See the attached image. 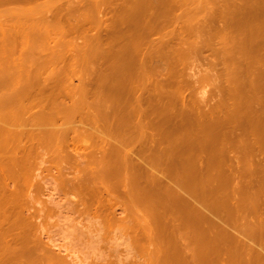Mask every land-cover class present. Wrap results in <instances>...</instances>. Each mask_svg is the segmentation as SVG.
I'll use <instances>...</instances> for the list:
<instances>
[{
	"label": "bare ground",
	"instance_id": "bare-ground-1",
	"mask_svg": "<svg viewBox=\"0 0 264 264\" xmlns=\"http://www.w3.org/2000/svg\"><path fill=\"white\" fill-rule=\"evenodd\" d=\"M54 1L38 3L37 0H0V85L8 89L6 97L0 93V264H76L74 259L70 263L65 257L72 254L75 245H82V252L98 249L92 259L84 261V264H137V255L132 254L135 248H140L142 252V260L138 264H172V250L175 257L180 256V264H216L219 261L223 264L226 261L229 264H252L255 258L252 246L226 228L240 224L237 221L239 212L248 210L246 200L252 197L251 193L244 194L232 206L231 193H227L223 200L213 201L210 200L211 193L205 191L202 184L200 188L197 182L205 178L207 172L204 168L214 165L218 167L221 163L225 166L224 163H228V171L223 170V175L217 174L218 182L243 183L246 174L254 176L255 149L261 152L264 150V137H252L258 133L256 130L264 134V0L243 1V12L237 8L238 4L234 5L236 1L229 2V12H242L247 25L248 36L243 37V42L244 45L247 43L245 47L248 46V50H245L249 56L246 53L245 58L243 52V59L241 54H233L235 46L240 42L228 38L223 27L219 31H211L215 17L223 18L229 14L227 10L220 9L224 5H219V9L213 10L210 15L205 14V24L177 25L168 33H163L169 24L170 18L164 15L170 0H68L65 1L67 4L61 3V0ZM221 1L224 2L200 0L197 11L203 12L209 5ZM118 2L126 7V11H114L111 21L99 17L102 8L114 10ZM12 3L22 6L10 7ZM133 3L137 4L136 19L132 14ZM88 4L92 6L88 14L78 17L72 15ZM109 11H106L107 14ZM48 14L53 16V23L48 20ZM95 15L98 16L97 23L83 29L80 23L86 17ZM71 19L78 24L72 21L73 25L69 23L67 28L73 30L75 35L88 36L89 39L83 47L74 44L73 39L70 52L75 55L67 59L68 52L63 45L64 36L69 30L60 25L71 22ZM256 26L261 27L257 29ZM61 27L65 30L62 31ZM242 29H245L244 24ZM52 34L55 35L54 48H51L54 43H50V46L48 42L51 40L47 41ZM156 34H159L158 38ZM82 48L87 49L89 55L80 56ZM208 48L217 60L225 64V73L222 70L221 75L211 74V67L209 69L203 65L202 73L199 68L200 76L195 79L190 75L185 77L181 63L189 59L193 61L191 57L198 51L205 55ZM36 53H48L49 57L40 61ZM240 59L247 63L243 74H239V67L235 66ZM96 60L109 63V69L106 67L92 74L77 72L79 63L93 64ZM52 66L54 68L51 72H47V76L44 73V76L43 70ZM76 78L80 83L77 87L73 85ZM208 79L219 82L215 84L219 96L215 104H212L214 96H210L213 100H195L196 96H186L187 91H194L198 84L206 83ZM96 85L101 86L98 95L92 89ZM204 92H201L202 95ZM60 97L63 98L60 100ZM241 97L243 100L240 101L245 102V107L253 108L254 112L242 115L243 121H239L243 130L249 131L246 135L252 134L243 146H239L242 150L240 159L232 161L225 155L218 158L215 150L217 158L212 155V158H205L199 165L202 168L193 167L196 174L191 177H186L183 170L175 169L180 167H177L178 158L186 152L190 156H197L201 152L210 151L211 154L213 149H217L219 140H225L227 135L215 136V128L229 123L230 115L221 116L231 100L236 99L237 102ZM66 99L71 102H64ZM8 104L13 105L7 109ZM145 104H148L147 107ZM232 106L233 111H237L238 105ZM177 107L179 113L169 111ZM161 110H168L170 114L157 116L158 121L150 119L152 114ZM101 111L105 115L101 116ZM121 113L123 115L120 119L118 116ZM79 116L83 119L77 125L75 120ZM43 125L49 127L43 128ZM203 126L208 129L207 132L215 135L188 140L168 138L171 135L185 136ZM167 141H171L170 149H161L160 145ZM129 146L131 148L127 149ZM81 147L86 151H81ZM230 149H234L232 143L228 148L223 145L219 151L224 154ZM171 153L179 155L177 162L170 158ZM194 160L196 165L197 161ZM50 165L55 169V175L49 172ZM159 167H163L165 173L161 171L163 174L157 175L161 173H155V170L154 174H150L152 168ZM44 171H48V175H44ZM170 182H176L178 186L173 188ZM48 187L53 189L52 197L64 194L69 196L68 199L65 202L53 200L47 204L39 203L41 206L37 208V197L44 194ZM193 188L199 206L191 205V199L181 194L182 190ZM236 189L241 191L242 187ZM125 198L128 201L125 202ZM161 207L164 211L159 213ZM204 209L217 214L225 225L215 224L218 222L208 218ZM122 212L126 213L123 217ZM168 216L171 223L166 222ZM53 217H63L67 221L70 230L64 236L66 244H61L54 237V226L48 227ZM210 228L215 230L208 231ZM254 232V229L244 230L245 235L258 236L264 242V231L257 234ZM111 234L114 236L113 246L101 250L104 238ZM127 234L130 236L127 237ZM153 241L159 243L158 248L151 249ZM121 244L125 248L124 258V254H120L123 252L119 249ZM202 247L218 249L219 252L189 257L187 253L183 254L184 251L190 252V249Z\"/></svg>",
	"mask_w": 264,
	"mask_h": 264
},
{
	"label": "rangeland",
	"instance_id": "rangeland-1",
	"mask_svg": "<svg viewBox=\"0 0 264 264\" xmlns=\"http://www.w3.org/2000/svg\"><path fill=\"white\" fill-rule=\"evenodd\" d=\"M51 1H53V0H51ZM56 1V0H55ZM54 1V2H55ZM65 1H68V0H61V3H63V4H67V2H65ZM171 1L172 0H170L169 2H168V4L166 5V8H167V13L164 15V16H166V17H169L170 19H169V24L167 25L168 27H165V29L163 30V33H168L169 31H171V30H173V27H175V26H177V25H189V23L190 24H198V25H201V24H205L206 23V20H205V17H204V15L206 14V15H210L212 12H214L213 10H216V9H219V5H224L223 7L224 8H220V9H222V11H226L227 13H229V14H227L225 17H223V18H221V17H218V19H217V17H215L216 19L211 23V28H212V30L211 31H213V32H216L217 30L219 31V30H221V29H223V31H225V33H227L226 35H227V37L228 38H230V39H233L234 41H238V42H240V46L238 45V47H237V45L235 46V48H234V51H235V49H236V51H235V53H234V51H233V54H241V58H242V56H244L245 55V58L247 57L246 56V53L248 52V51H246V50H248V46L247 47H245V45H247V43H245V45H244V42H243V39L244 38H246L248 35V31H247V25H246V23H245V20H243L244 19V14H242V12H243V8H241V7H243L244 6V3H243V1L245 2V0H233L234 2H235V4L234 5H237L238 4V7L237 8H239V9H241L242 10V12H240L241 14H239V12L238 11H232L233 13H235V14H233L232 12L230 13L229 11H230V9H228V7H230V4H229V2H233V1H231V0H224V2H220V3H218V2H215V4L214 5H209L208 7H207V10H205V11H200L199 9V11H197V8H198V6H199V3H200V0H173V3H171ZM192 1V2H191ZM242 1V2H241ZM37 2L38 3H46V2H50V0H37ZM175 2V3H174ZM186 2V3H185ZM197 2H198V4H197ZM226 2V3H225ZM239 2H240V4H239ZM189 3V4H188ZM194 3V4H193ZM217 3V4H216ZM224 3V4H223ZM228 3V4H227ZM120 4V5H119ZM172 4V5H171ZM137 5V4H136ZM136 5L133 3L132 4V8L134 9L133 10V17H134V19H136L138 16V11H137V8H136ZM170 5V6H169ZM239 5H240V7H239ZM242 5V6H241ZM18 6H22V4H18V3H12V5H10V7H18ZM65 7H66V5H64ZM88 6V7H87ZM117 7L116 8H114V10H112V9H108V7L106 8H102V13L99 15V17H101V18H103V19H109V21H111L113 18H111V17H113L114 16V13L117 11V12H123V11H126L125 9H126V7L124 8V5H122L121 4V2H118V4L116 5ZM120 6V7H119ZM123 6V7H122ZM197 6V7H196ZM119 7V8H118ZM127 7H130L129 5L127 6ZM210 7H213V9H210ZM90 8L92 9V6H91V4H88V5H86V6H84V7H82V9H80V11L78 10L77 12H75L74 14H72V15H76L77 17L78 16H80V15H85V14H88V12H90L91 10H90ZM118 8V9H117ZM122 8V9H121ZM226 8V9H225ZM108 11V10H110L109 12H108V14H109V16L107 17V12L105 11ZM108 9V10H107ZM117 9V10H116ZM121 9V10H120ZM89 10V11H88ZM119 10V11H118ZM195 10V11H194ZM115 11V12H114ZM135 11V12H134ZM155 11V10H154ZM210 11V12H209ZM105 14H104V13ZM113 12V13H112ZM208 12V13H207ZM112 14V16H111V14ZM196 13V14H195ZM96 14V13H95ZM232 14V15H231ZM236 14H238V15H240V16H238V15H236ZM49 15V14H48ZM134 15H136V17L134 16ZM205 15V16H206ZM234 15V16H233ZM241 15H243V16H241ZM237 16V17H236ZM110 17V18H109ZM232 17V18H231ZM240 17H241V19H240ZM53 16L50 14L49 16H48V20L51 22V23H53ZM89 18V17H88ZM87 17H86V19H85V21H83V22H81L80 23V25H82V28L83 29H88V26L89 25H95L96 23H97V18H98V16H93V17H91V18H89L88 19ZM92 18H94V19H92ZM213 18V17H212ZM227 18H228V20H227ZM234 18V20L233 21H231L232 19ZM238 18V19H237ZM237 19V20H236ZM88 20V21H87ZM239 20H241V23H240V21ZM74 23H76V24H78L77 22H75V20L74 19H71V22H63L62 23V25H60V26H62V27H65L66 28V30H69V33L68 34H66L64 37H65V39H64V47H65V49L67 50V52H68V54L66 55V57H67V59L68 58H70L71 56H73V55H75V54H72L70 51L72 50L71 48L73 47L71 44L74 42V44L75 43H78L77 45L80 47V46H84L85 44V41L87 40V39H89V37L88 36H77V35H75L74 33H73V30H71V29H68L67 28V26H69V23H70V25H73V22ZM96 21V22H95ZM205 21V22H204ZM228 21V22H227ZM230 21V22H229ZM236 21V23H234ZM95 22V23H94ZM194 22V23H193ZM239 22V23H238ZM230 23V24H229ZM64 24H66V26H64ZM68 24V25H67ZM84 24V25H83ZM86 24V25H85ZM230 25V27H227V26H229ZM232 24V25H231ZM233 24H234V26H233ZM243 24H244V27H245V29H242V27H243ZM197 25V26H198ZM224 25H226V26H224ZM236 25H237V27H236ZM214 26V27H213ZM60 28V29H62V31L63 30H65V28ZM85 27V28H84ZM87 27V28H86ZM90 27V26H89ZM218 27V28H217ZM223 27V28H222ZM257 27V29H259L261 26H256ZM167 28V29H166ZM213 28H214V30H213ZM226 28V29H225ZM229 28V29H228ZM233 28L235 29V30H233ZM216 29V30H215ZM240 30V31H238V30ZM167 30V31H166ZM242 30H244V31H242ZM245 30H246V32H245ZM60 31V30H59ZM59 31H57V32H59ZM229 31V32H228ZM238 31V32H237ZM233 32V33H232ZM240 32V33H239ZM245 32V33H244ZM90 33L92 34L93 32L92 31H90ZM237 35H236V34ZM239 33V34H238ZM233 34V35H232ZM244 34H245V36H244ZM157 35V36H156ZM155 36L158 38L159 37V34H156ZM237 37H236V36ZM52 36H53V38H52ZM52 36H50V38H47V41H49V40H51V41H49L48 43L50 44V43H52V44H50V46H51V48H54V47H56V45H55V40H53L54 38H55V35H53L52 34ZM155 36H153V37H155ZM232 36L233 37H235V38H232ZM241 36V37H240ZM155 37V38H156ZM244 37V38H243ZM75 38H76V40H75ZM239 38H241V39H239ZM73 39H74V41H73ZM41 40H43V39H41ZM53 40V41H52ZM66 40H69V41H66ZM241 40V41H240ZM44 41H46V39L44 40ZM72 41V42H71ZM77 41V42H76ZM216 43V42H215ZM243 44V45H242ZM71 45V46H70ZM54 46V47H53ZM69 46V47H68ZM20 47V46H19ZM71 47V48H70ZM213 47H214V45H213ZM217 47L220 49V47L217 45ZM241 47H242V49H241ZM215 48H216V45H215ZM244 48V49H243ZM69 49V50H68ZM209 49V48H208ZM206 50V56H208L209 55V57L210 58H206V56L204 55V53H202L201 51H198L197 52V54H199L200 53V55H194V57H191V58H193V61H192V59H189L188 61H186L185 63H181V68H182V66H183V70L185 71V77H187V76H189L190 75V77L191 78H193V79H195V78H197L198 76H200L201 74H200V72L202 73L204 70H203V68L202 67H204L205 66V68H209L210 69V67H211V72L213 71V73H211V74H217L218 73V75H221V74H223V72L225 73V71L223 70V68H225L224 66H225V64L222 62L221 63V61L218 59L217 60V58L215 57V55L212 53V50H211V52H210V49L209 50ZM229 49V48H228ZM246 49V50H245ZM65 50V51H66ZM74 50H75V47H74ZM240 50H241V52L242 53H240ZM82 51V52H81ZM229 51H230V49H229ZM237 51H238V53H237ZM230 52H232V51H230ZM243 52H244V55H243ZM70 53V54H69ZM211 53V54H210ZM17 55L16 56H18V54H19V50H18V52L16 53ZM37 54V53H36ZM48 56H47V55ZM79 55L80 56H82V55H89V51L87 50V49H84L83 50V48H82V50H80V53H79ZM212 55L214 56V57H212ZM247 55H248V53H247ZM249 56V55H248ZM49 57V54L48 53H45V55L44 54H41V53H38L37 54V58L41 61V60H45V59H47ZM198 57V58H197ZM200 57V58H199ZM204 57V58H203ZM42 58V59H41ZM194 58H197L196 60L194 59ZM203 58V59H202ZM214 58H216V60L214 59ZM244 58V59H245ZM212 59V60H211ZM243 59V58H242ZM197 60H199V62H197ZM205 60V61H204ZM209 60V61H208ZM211 60V61H210ZM246 60V59H245ZM244 60V61H245ZM201 61V62H200ZM215 61H216V63H215ZM219 61H220V63H219ZM244 61H242L241 59L239 60V62L235 65L236 67H239V70L237 69V72H239V74H243L244 72H245V70H246V68H247V63L246 62H244ZM188 62V63H187ZM198 63V67H197V63ZM204 62V63H203ZM206 62H208V63H206ZM218 62V63H217ZM67 63H68V61H67ZM190 63V64H189ZM201 63H203V64H201ZM106 65L105 67H104V65ZM183 64V65H182ZM185 64V65H184ZM196 65V68H195V65ZM210 64V65H209ZM211 64H215V66H213V65H211ZM221 65V66H218V65ZM222 64H223V67H222ZM240 64H242L244 67H242ZM244 64H246V65H244ZM94 65V66H93ZM108 65H109V63H103L102 61H100V60H96L93 64H87V62H84V63H79L78 64V66L76 67V69H77V72H79V71H82L84 74L85 73H90V74H92V73H98V72H101L100 70L102 69H105L106 67H108ZM114 65V64H113ZM193 67H192V66ZM204 65V66H203ZM207 65H208V67H207ZM238 65V66H237ZM92 66H93V68H92ZM110 66V65H109ZM189 66V67H188ZM213 66V67H212ZM114 67H115V65H114ZM214 67H215V69H214ZM217 67H218V69H217ZM51 68V69H50ZM50 68H47V69H45V70H43V74L45 73L46 74V76L48 75V73H50L51 72V70L54 68V66H52V67H50ZM188 68V69H187ZM199 68H200V72H199ZM204 68V69H205ZM222 68V69H221ZM240 68H242V70L240 69ZM49 69V70H48ZM106 69H109V67L108 68H106ZM187 69V70H186ZM197 69V70H196ZM201 69L203 70V71H201ZM226 69V68H225ZM193 70V71H192ZM222 70H223V72H222ZM195 71V72H194ZM48 72V73H47ZM191 72H192V74H191ZM45 74H44V76H45ZM194 74V75H193ZM215 74V75H216ZM192 75V76H191ZM196 75V76H195ZM195 76V77H194ZM24 78V77H23ZM22 78V79H23ZM26 78V77H25ZM188 79V78H187ZM212 79H208L207 81L209 82H206V83H201V84H198L195 88L197 89H195L194 91L192 90H190V91H187L186 92V96L187 97H195V100H200L201 98H207V99H209V100H213V102L214 103H212V104H215V102L217 101V99L216 98H218L219 96L217 95V91H216V87H215V84H217V83H219L218 82V80H212ZM211 81V82H210ZM79 79H74V81H73V85L74 86H79ZM205 84V85H204ZM213 84V85H212ZM203 86V87H202ZM208 87V88H207ZM199 88V89H198ZM205 88V89H204ZM207 88V89H206ZM92 89L93 90H95V91H97V95L98 94H100V92H99V89H101V86L100 85H96V86H93L92 87ZM203 89V90H202ZM8 89L7 88H4L3 86H1L0 85V93H1V95H4V97H6L5 95H6V93H8V91H7ZM198 90H199V93H198ZM204 90H206L205 92H204ZM263 91H264V89H263ZM201 92H204L203 94L204 95H206L207 97H205L204 95H202V93ZM210 92V93H209ZM215 92V93H214ZM189 93V94H188ZM207 93V94H206ZM11 94V93H10ZM192 94V95H191ZM194 94V95H193ZM212 94V95H211ZM199 96H201V97H199ZM212 96H214L215 98H213V99H211V97ZM217 96V97H216ZM210 97V98H209ZM63 98V97H62ZM61 97L59 98L60 100L62 99ZM240 99H242L243 100V97H241V98H239V99H237V102H236V99H233L234 100V102H233V100H231L229 103H228V105L229 106H227V108H229V110L227 109V108H225V110H226V112H225V110H224V113H223V115L221 116V117H223L224 115H230L229 117H230V120H229V123H226V124H223L224 126H225V128H223L224 126L223 125H215L216 126V128H215V131H214V133L216 132V135L215 134H211V133H209V132H207V130H206V127L205 126H203V127H201L202 129H200V128H197L196 129V131H194V132H191V133H189V134H187V135H185V136H177V135H171L170 137H168L169 138V140H171V139H173V140H178V139H183V140H188V138H190V139H192L193 137H202V138H210V137H212V135H215V136H218V137H220V136H223V135H227V137H225V140L224 139H222V138H220V139H222V141H220L219 140V143H218V146H217V149L215 148V149H213L212 151L213 152H211V154L209 153L210 151H208L207 153L205 152H201V153H198L197 154V156L196 155H193L194 157H196V158H194L193 156H190L191 154L189 153V152H186L185 154H183L184 156H180V157H184V159H182V158H178V159H180L179 161H178V159H177V157L179 156V155H176V154H173V153H171V154H169L170 155V158L172 157V158H174L175 159V162H177V167H178V165H180V167H181V169H179L180 167H178V168H175V166H174V168L175 169H178V170H180V171H182L183 170V172L186 174L185 176L186 177H191V176H193V175H195L196 173H194L195 171H194V169H193V167L194 168H196V169H198V168H202V167H200L199 165H200V163L201 162H204V159L206 158V159H209V157L210 158H212V157H214L215 156V158H220V157H222V156H228V158L229 159H231L232 161H237L238 159H240V155H242V150H241V148L239 147V146H243L245 143H246V141H247V138H250V136H252V134L250 135V134H248V136L246 135L249 131H244L243 130V127H242V125H240V122H242L243 121V116L245 115V114H247L248 112V114H250L251 112L253 113L254 112V109L252 108H247V107H245V102L243 103V102H241L240 101ZM70 100V99H69ZM68 99H66V101H64V102H71V100L69 101ZM132 101V100H131ZM131 101H129V104L131 103ZM239 101H240V103H239ZM132 103H133V101H132ZM158 104V103H157ZM156 104V105H157ZM234 104V107H236V105H238L237 106V111H233V105ZM239 104H240V106H239ZM11 105H13V104H11ZM11 105L10 104H8L7 105V109H8V107L10 108L11 107ZM146 105H148V104H145L144 106L145 107H147ZM241 105H243V106H241ZM257 106V105H256ZM179 107H180V104H179ZM179 107H177L176 108V110H169L170 112H177L178 111V113H179ZM173 109H175V108H173ZM231 110V111H230ZM244 110V111H243ZM168 110H161V111H158L159 113H154V114H152V116H150V119H152L153 120V118H157V116H163V115H169L170 114V112H169ZM229 111V112H228ZM251 111V112H250ZM37 112V109L35 110V113ZM167 112H169V113H167ZM232 112V113H231ZM105 112H100V114H101V116L102 115H105L104 114ZM227 113V114H226ZM231 113V114H230ZM237 113H239L238 115H237ZM241 113H243V114H241ZM100 114L98 115V116H100ZM156 114V115H155ZM158 114V115H157ZM232 114H235V115H232ZM241 114V115H240ZM122 113L118 116V118H122ZM154 115H155V117H154ZM237 115V116H236ZM243 115V116H242ZM82 116H79L78 118H76V120H75V123L78 125V123L80 124L81 122H79V121H82V119L83 118H81ZM232 117V118H231ZM235 117H236V119H235ZM115 119L117 120V116L115 117ZM119 119V120H120ZM234 120V121H233ZM237 122H236V121ZM114 121V120H113ZM155 121H158L157 119L155 120ZM240 121V122H239ZM61 122V121H60ZM75 124V125H76ZM228 124V125H227ZM230 124V125H229ZM235 124V125H234ZM238 124H239V126H238ZM237 125V126H236ZM234 127V128H230V127ZM236 126V127H235ZM263 126V129H264V125H262ZM45 127H49V125H43V128H45ZM87 128L89 127V126H86ZM217 127H218V129H217ZM230 129V130H228V128ZM219 128H221V129H219ZM236 128H238V129H236ZM227 129V130H226ZM232 129V130H231ZM220 130L222 131V130H224V132L222 131L221 133H220ZM236 130V131H235ZM219 131V132H218ZM227 131H230V132H227ZM238 131H240V132H238ZM241 132H242V134H241ZM244 132V133H243ZM256 132H258L256 135L254 134L252 137H255V138H260V139H262L263 137H264V134L262 133H260L259 134V131H257L256 130ZM217 133L218 134H220V135H217ZM227 133V134H226ZM238 133V134H237ZM223 134V135H222ZM234 134H236V135H234ZM228 135H230V137L228 136ZM232 135H234V136H232ZM242 135V136H241ZM244 135V136H243ZM236 136L237 137H239L240 139H242V140H240L239 138L238 139H236ZM234 137V138H233ZM154 138V140L155 139H157V138H155V137H153ZM168 138L167 139H165V140H168ZM226 139H228V140H226ZM231 139V140H230ZM236 139V140H235ZM243 139H245L244 141H243ZM239 140V141H238ZM263 140H264V138H263ZM262 140V141H263ZM228 142V143H226V142ZM232 141H234V144H233V142ZM243 141V142H242ZM169 142H171V141H167V143H165V144H163L162 143V145H160L161 146V149H165V148H167V149H170V147H171V145L169 144ZM175 142V141H174ZM223 142V143H222ZM239 144H237V143ZM242 142V143H241ZM231 143H232V146L234 147V149L236 150H234V149H230L229 151H227V153H222L221 151H219V149H221L222 147H223V145H224V147L225 146H227V148L229 147V146H231ZM264 143V142H263ZM262 143V144H263ZM167 144V145H166ZM222 144V145H221ZM227 144V145H226ZM236 144V145H235ZM241 144V145H240ZM166 145V146H165ZM219 145H220V147L221 148H219ZM238 145V146H237ZM163 146V147H162ZM168 146V147H167ZM170 146V147H169ZM236 146V147H235ZM151 147H153V146H151ZM129 148H131L130 146L129 147H127V149H129ZM247 149V148H246ZM80 150L81 151H83V152H85L86 150H85V148L84 147H81L80 148ZM215 150L218 152H215ZM239 150V151H238ZM257 150V151H256ZM259 149H255V152H254V165H253V168H251V169H253V170H255V172L253 173L254 174V176L253 177H251V175L250 174H246L247 176H246V182L244 181L243 183H236L235 184V181L234 182H231V183H229V184H226L225 182H221V181H219V182H221V183H219L218 182V178H217V174H224L225 172L224 171H226V169H227V171H228V167L230 166V165H228V163L226 164V163H224L225 164V166L223 165V163H221V165L220 164H218L217 166L218 167H221V168H218V167H215L216 165H214V167H210V168H207V169H209V170H207L206 168H204L205 170L204 171H206L207 172V174H206V172H205V174L206 175H209V176H206L205 175V178L203 177L202 179H200V180H198L199 182H197V185L199 184L200 186V188H201V186H202V188H204L205 189V191H208L209 193H211V199L210 200H215L216 201V199L217 200H223L224 198H225V195H227V193H231L232 194V198H231V204H232V206H234V205H236L237 204V202L242 198V196L244 195V194H246V193H251V196L252 197H250V198H248L247 200H246V204L248 205V210H241L240 212H239V215H238V220L237 221H239L240 222V224L239 225H230V226H226V228H227V230L228 231H230L232 234H234L236 237H238V238H240V239H243L249 246H252V248L254 249V252H255V258L253 259V261H252V264H264V242L262 241V240H260V238L257 236H247V235H245L244 234V230H246L247 228L250 230V229H254L255 230V232L254 233H258L259 231H264V189L262 188L263 186H264V179H263V175H264V153H262V152H264V150H262V152H261V150H259ZM233 151V152H232ZM238 151V152H237ZM240 151H241V153H240ZM247 151V150H246ZM220 152V153H219ZM259 153V155H258V153ZM218 154V156L216 157V155L215 154ZM223 155H222V154ZM232 155H231V154ZM240 153V154H239ZM228 154V155H227ZM174 157H173V156ZM202 156V157H200V156ZM208 155V156H207ZM211 155H212V157H211ZM233 155H235V156H233ZM262 155H263V157H262ZM85 156V155H84ZM190 156V157H189ZM207 156V157H206ZM192 157V158H191ZM200 157V158H199ZM168 158V157H167ZM171 158V159H172ZM188 158H190L188 161H186ZM196 159V160H194V159ZM201 158H203V159H201ZM233 158V159H232ZM235 158V159H234ZM182 159V160H181ZM199 159V160H198ZM262 161H261V160ZM173 160V159H172ZM185 160V161H184ZM193 160L194 161H197V164L196 165H194V163H193ZM257 160H260V162L259 161H257ZM181 161V162H180ZM191 161V162H190ZM206 161V160H205ZM182 162H185V163H183V165L184 166H186L185 164L187 163V166L186 167H184L183 165H182ZM257 162V163H256ZM193 165H192V164ZM220 163V162H219ZM182 165V166H181ZM192 165V166H191ZM199 167H198V166ZM191 166V167H190ZM196 166V167H195ZM223 166V167H222ZM258 166V167H257ZM262 166H263V168H262ZM225 167V168H224ZM159 168L161 169L160 170V172H159ZM158 169L157 168H152L149 172H150V174L152 173V174H154V172H155V170H157L155 173H161V174H157V175H162L163 173H165V171H164V168L163 167H159ZM184 168V169H183ZM195 169V170H196ZM224 170V171H223ZM161 171H163V173L161 172ZM226 171V172H227ZM49 172H53V174L55 175V169L53 168V166L52 165H50V167H49ZM48 171H44L43 172V174L44 175H48V173H49ZM149 174V173H148ZM149 174V175H150ZM211 175H212V177H211ZM215 176H216V178H215ZM49 178V177H48ZM208 178H209V180H208ZM251 178H253V179H251ZM50 179V178H49ZM204 179H205V181H204ZM202 180V181H201ZM216 180V181H215ZM251 180H253L254 181V183H250V181ZM168 181V180H167ZM166 181V182H167ZM213 181V182H212ZM203 182V183H202ZM170 184V186L172 185V187L173 188H175L174 186H178V184L175 182H173L172 184H171V182L169 183ZM177 184V185H176ZM202 184V185H201ZM239 186H241L242 187V189H241V191H237V187H239ZM223 187V188H222ZM194 189V188H193ZM193 189H188V190H182V192H181V194L183 195V197H185V198H187V199H191V205H198L197 204V199H196V197H195V189L193 190ZM263 189V191L261 192V190ZM236 190V194L234 193V191ZM53 194V189L51 188V187H48L47 189H46V191L44 192V194H40L38 197H37V204H36V206H37V208L39 207V206H41V204H47V203H49V202H51V201H53V200H56V201H61V202H65L67 199H68V195H64V194H62V195H60V196H56L55 195V197H52L51 195ZM193 195V196H192ZM191 196H192V198H191ZM195 197V198H194ZM194 198V199H193ZM196 201V203L193 201ZM125 200V202L126 201H128V199H124ZM120 201H122L123 203H125L123 200H120ZM121 202V203H122ZM39 203H41V204H39ZM251 203V204H250ZM199 206V205H198ZM163 208L161 207V211L159 212V213H161V212H163L164 211V209L162 210ZM123 211V210H122ZM204 212L205 213H207L206 215H208V218H210L211 217V219L214 221V222H218V223H215V224H217V225H221V226H223V225H225V224H223V222L221 221V220H219V217H218V215L217 214H215V213H213V212H211V211H209V210H206V209H204ZM119 213H121V209L119 210ZM210 213V214H209ZM126 214V213H123L122 212V214H121V217H123L124 215ZM169 217V216H168ZM167 217V218H168ZM170 220V217L168 218V220H166V222L168 221V223H171V221H169ZM172 220V219H171ZM66 223H67V221L66 220H64V218L63 217H53V218H51L50 220H49V225H48V227H50V228H52V226H54L53 227V232H54V237L55 238H57V239H59V241L61 242V244L63 243H65L66 244V242H65V239H64V236H65V234L70 230V229H68V227H67V225H66ZM222 223V224H221ZM217 225H215V226H217ZM246 228V229H245ZM213 230H215L214 228L212 229V228H210L208 231H213ZM191 230H189L188 232H190ZM154 232V230H152V233ZM130 236V234H127V237H129ZM113 234H111V235H109V236H107V238L105 237L104 238V241H103V244H102V248H101V250L103 249V251H105L104 249H106V250H108V249H110L112 246H113V244H114V239H113ZM124 239V238H123ZM166 240V239H165ZM154 243H152V245H153V247H152V245H151V249H153V248H158L159 247V243H157V241H153ZM156 242V243H155ZM119 243H122L121 241H119ZM156 244H158L157 246H156ZM161 245V244H160ZM73 248V252H71L72 254H70V255H72V256H70L69 254H67L65 257L67 258V260H69V262L70 263H72V261H73V259L75 260V261H73L74 263H76V264H84L83 262L84 261H90L92 258V255L94 254V252L95 251H97L98 249L96 248V250L94 251V252H87V251H83L82 252V250H83V246L82 245H75V246H73L72 247ZM120 252H122V253H120L121 254V256L124 258V256H125V248H124V244H121V246H120ZM171 250V249H170ZM188 251V250H187ZM183 252V254H185V253H187L186 255H188V257L189 256H193V255H195V254H218V252H219V250L218 249H211V248H198V249H196V250H192V249H190L189 251L190 252ZM141 250H140V248H135L134 250H133V252H132V254L134 255V256H136V258H138V259H136L135 258V263L137 262V264H138V262H140L142 259L140 258V255H141ZM174 250H172L171 251V258H172V260H173V262H172V264H180L179 262H178V260L180 259V256L178 255V257H175L176 255H174ZM194 253V254H193ZM75 254V255H74ZM127 254V253H126ZM173 254V255H172ZM190 254V255H189ZM76 255H78V257L76 256ZM70 256V257H69ZM77 258H76V257ZM121 257V258H122ZM248 257H250V255L248 256ZM68 258H72V259H68ZM140 258V259H139ZM173 258H177V259H173ZM77 260V261H76ZM80 260V261H79ZM140 260V261H139ZM178 262V263H177ZM216 264H223V263H220V261L219 262H217ZM225 264H229L227 261H226V263ZM230 264H233L232 262L230 263Z\"/></svg>",
	"mask_w": 264,
	"mask_h": 264
}]
</instances>
